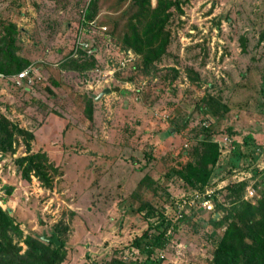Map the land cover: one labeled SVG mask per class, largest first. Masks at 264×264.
Segmentation results:
<instances>
[{
  "label": "rangeland",
  "instance_id": "rangeland-1",
  "mask_svg": "<svg viewBox=\"0 0 264 264\" xmlns=\"http://www.w3.org/2000/svg\"><path fill=\"white\" fill-rule=\"evenodd\" d=\"M0 207L21 253L57 233L51 264H215L230 235L255 246L264 0H0Z\"/></svg>",
  "mask_w": 264,
  "mask_h": 264
},
{
  "label": "trees",
  "instance_id": "trees-1",
  "mask_svg": "<svg viewBox=\"0 0 264 264\" xmlns=\"http://www.w3.org/2000/svg\"><path fill=\"white\" fill-rule=\"evenodd\" d=\"M3 128L5 126H2ZM219 157L218 144L209 142L199 163L189 164L188 173L184 175L186 183L194 188L197 185L204 187L209 182ZM10 213L11 210L4 211L0 207V264H51V261H46L44 256L50 251L49 244L54 243H47V248L43 250L42 245H39L43 242L38 235H35L38 239L30 235L26 236L24 243L27 245V250L21 253L22 247L14 242V238L15 235H23V232ZM254 237L255 246L244 242L237 244L231 241L233 240L231 235L226 237L217 251L215 264H264V233L256 232ZM54 245L56 247L54 254H57L60 246Z\"/></svg>",
  "mask_w": 264,
  "mask_h": 264
},
{
  "label": "built area",
  "instance_id": "built-area-1",
  "mask_svg": "<svg viewBox=\"0 0 264 264\" xmlns=\"http://www.w3.org/2000/svg\"><path fill=\"white\" fill-rule=\"evenodd\" d=\"M93 24V23H92ZM85 46H87L86 43H84ZM131 64V57L129 55H124L122 58V66H128ZM15 83L18 86H28V83H33L32 75H31V68L27 67L23 71H21L18 75H16ZM250 195H253V191L251 190Z\"/></svg>",
  "mask_w": 264,
  "mask_h": 264
},
{
  "label": "water",
  "instance_id": "water-1",
  "mask_svg": "<svg viewBox=\"0 0 264 264\" xmlns=\"http://www.w3.org/2000/svg\"><path fill=\"white\" fill-rule=\"evenodd\" d=\"M115 91H119L120 88L114 89ZM111 89L106 88L104 89L99 95L92 94V97H94L95 100H99L103 95L110 94ZM42 241H45L46 243H54L57 246H60L61 242L58 239L57 233L54 231L53 236H48L46 233L38 236Z\"/></svg>",
  "mask_w": 264,
  "mask_h": 264
}]
</instances>
